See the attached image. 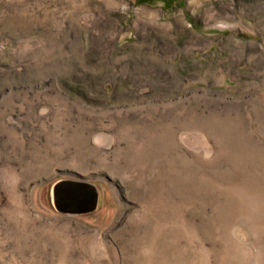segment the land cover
Wrapping results in <instances>:
<instances>
[{
  "label": "rangeland",
  "instance_id": "obj_1",
  "mask_svg": "<svg viewBox=\"0 0 264 264\" xmlns=\"http://www.w3.org/2000/svg\"><path fill=\"white\" fill-rule=\"evenodd\" d=\"M192 262L264 264V0H0V264Z\"/></svg>",
  "mask_w": 264,
  "mask_h": 264
},
{
  "label": "water",
  "instance_id": "obj_2",
  "mask_svg": "<svg viewBox=\"0 0 264 264\" xmlns=\"http://www.w3.org/2000/svg\"><path fill=\"white\" fill-rule=\"evenodd\" d=\"M54 203L63 214H90L97 208L98 191L85 181H62L54 187Z\"/></svg>",
  "mask_w": 264,
  "mask_h": 264
},
{
  "label": "bare ground",
  "instance_id": "obj_3",
  "mask_svg": "<svg viewBox=\"0 0 264 264\" xmlns=\"http://www.w3.org/2000/svg\"><path fill=\"white\" fill-rule=\"evenodd\" d=\"M243 197V196H242ZM247 208V207H246ZM245 210V209H244ZM187 228V227H186ZM194 232V231H193ZM168 237V236H167ZM163 239V238H162ZM172 239V238H171ZM175 241V240H174ZM191 244V243H190ZM198 247V246H197ZM201 250V249H200ZM185 252V251H184ZM200 254V253H199ZM217 256V255H216ZM166 257V256H165ZM156 258V257H155ZM155 258H153V259H155ZM161 258V257H160ZM159 258V259H160ZM164 258V257H163ZM167 258V257H166ZM173 258V257H172ZM194 258V257H193ZM135 259V258H134ZM158 259V258H157ZM169 259H170V257H169ZM140 260V259H139ZM171 260V259H170ZM184 260V259H183ZM158 261V260H157ZM174 261H176V260H174ZM178 261V260H177ZM147 262V261H146ZM149 262V261H148ZM156 262V261H155ZM165 262V261H164ZM169 262V261H168ZM181 262H182V260H181ZM154 263V262H153ZM234 263V262H233ZM137 264V263H136ZM147 264V263H146ZM149 264V263H148ZM180 264V263H179ZM182 264V263H181ZM186 264V263H185ZM192 264H193V262H192Z\"/></svg>",
  "mask_w": 264,
  "mask_h": 264
}]
</instances>
